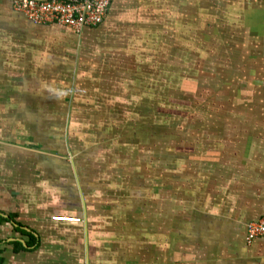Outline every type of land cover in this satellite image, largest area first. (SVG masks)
Masks as SVG:
<instances>
[{
	"label": "crops",
	"instance_id": "crops-1",
	"mask_svg": "<svg viewBox=\"0 0 264 264\" xmlns=\"http://www.w3.org/2000/svg\"><path fill=\"white\" fill-rule=\"evenodd\" d=\"M14 1L0 0V264H264V236L246 239L264 219V109L250 138L236 116L190 139V186L158 165L151 124L179 111L150 105L147 83L189 64L171 50L204 17L197 0H112L80 31Z\"/></svg>",
	"mask_w": 264,
	"mask_h": 264
},
{
	"label": "rangeland",
	"instance_id": "rangeland-1",
	"mask_svg": "<svg viewBox=\"0 0 264 264\" xmlns=\"http://www.w3.org/2000/svg\"><path fill=\"white\" fill-rule=\"evenodd\" d=\"M231 1L225 5L241 8L242 20L235 13L226 17L222 10L224 4L209 0L191 2L190 14L201 11L204 19L199 20L194 14L189 33L174 38L175 49L171 50L173 58L185 60L189 56V64L182 63L181 67L173 66L170 70L162 68V81L156 86L147 81L153 95L148 100L150 105L159 106L161 100H168L167 107L179 111L163 115L151 128L156 127L163 141V157L158 165L163 170L182 173L178 177L180 186H190V139L209 136L212 131L206 126L220 124L225 118V125L235 128L236 116L248 118L242 124L246 126L242 138H250L246 129L256 125L250 117L255 116L256 110L264 109V35L251 33L254 27L257 31L264 29V0ZM237 26H242L239 29L242 34L235 32ZM254 53L259 54L256 59H253ZM184 65H190V72L184 71ZM147 71L149 74L152 70ZM173 73L175 77H166ZM172 94L175 98L171 100ZM174 178L172 174L168 176V187L174 185Z\"/></svg>",
	"mask_w": 264,
	"mask_h": 264
},
{
	"label": "built area",
	"instance_id": "built-area-1",
	"mask_svg": "<svg viewBox=\"0 0 264 264\" xmlns=\"http://www.w3.org/2000/svg\"><path fill=\"white\" fill-rule=\"evenodd\" d=\"M112 0H15L14 8L21 11L36 23H57L77 31L84 27L101 24L106 18ZM58 220H71V217L56 216ZM264 236V219L247 225L248 242Z\"/></svg>",
	"mask_w": 264,
	"mask_h": 264
}]
</instances>
